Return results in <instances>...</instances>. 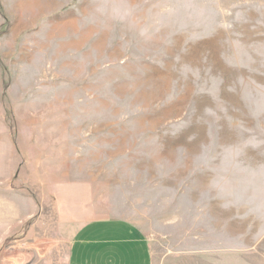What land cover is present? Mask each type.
<instances>
[{
	"label": "rangeland",
	"instance_id": "1",
	"mask_svg": "<svg viewBox=\"0 0 264 264\" xmlns=\"http://www.w3.org/2000/svg\"><path fill=\"white\" fill-rule=\"evenodd\" d=\"M105 216L264 264V0H0V264Z\"/></svg>",
	"mask_w": 264,
	"mask_h": 264
},
{
	"label": "crops",
	"instance_id": "2",
	"mask_svg": "<svg viewBox=\"0 0 264 264\" xmlns=\"http://www.w3.org/2000/svg\"><path fill=\"white\" fill-rule=\"evenodd\" d=\"M68 264H153L151 244L133 221L119 216L97 217L76 232Z\"/></svg>",
	"mask_w": 264,
	"mask_h": 264
}]
</instances>
